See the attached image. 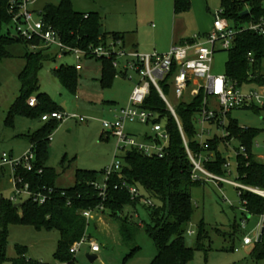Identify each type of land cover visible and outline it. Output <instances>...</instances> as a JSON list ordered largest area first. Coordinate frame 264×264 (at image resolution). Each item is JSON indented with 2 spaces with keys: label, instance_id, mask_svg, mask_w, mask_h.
<instances>
[{
  "label": "rangeland",
  "instance_id": "374dc122",
  "mask_svg": "<svg viewBox=\"0 0 264 264\" xmlns=\"http://www.w3.org/2000/svg\"><path fill=\"white\" fill-rule=\"evenodd\" d=\"M239 1V0H238ZM27 9L32 13V20L39 18L40 11L48 3L57 4L59 0H28ZM264 6V0H262ZM76 11L86 13L97 11L100 15L103 32L123 34V44L129 48L136 45L139 52H167L174 44V36L179 39L193 38L207 34L212 30L213 15L222 9L221 0H190L186 11L174 12L173 0H73ZM245 7V4L242 6ZM5 30V27H3ZM10 34L15 35L14 27H9ZM43 48V46H42ZM8 51L12 57L0 60V154L6 152L12 158H19L30 147L28 140L22 134H28L39 129L43 122L15 116L13 126L5 124L9 107L18 96L20 82L18 75L24 66L23 55L27 48L22 42L10 45ZM54 56V60L44 62L38 72L39 92L47 94L51 100L63 108V112L76 118L60 121L53 129L49 142V156L46 166L53 168L58 174L55 186L67 188L73 185L76 170L96 171L100 174L116 159L122 160L128 147L116 145V139L102 127L103 120H112L115 110L127 106L134 85L138 82L136 73L130 71L127 77L115 75L112 84L105 87L101 83L102 62L96 58H88L80 54L67 53L58 56L55 48L46 51ZM228 60L227 50L220 48L213 55L211 74H224ZM59 65L74 66L77 71V81L74 93H70L52 75V69ZM253 84L241 86L243 93L251 89ZM174 103V99L169 96ZM188 100V98H185ZM231 118L239 125L258 128L260 132L252 140V151L257 160L264 162V110L240 109L230 112ZM82 117L80 121L78 118ZM150 124L126 122L124 130L144 140L145 134L152 135ZM223 134L222 128L211 129V134ZM209 138L205 135L204 139ZM256 144L258 146H256ZM238 147V142H231ZM225 148V146H224ZM220 149L223 147L220 145ZM229 167L225 178L236 181L237 157L233 149L224 154ZM263 157H259V156ZM3 178L0 181V192L5 198H16L15 203H21L28 198L26 195H16L12 169L0 164ZM229 171V174L227 173ZM103 177H101V180ZM193 213L187 226L185 243L193 250V256L188 264H264V259L255 260L251 253L255 244L242 246L243 236L254 237L257 233L259 217L251 215L242 228L245 206L237 189L227 183L217 186L213 182L196 185L191 188ZM153 202H156L152 199ZM14 203V204H15ZM123 217L128 222L140 225L135 240L125 244L121 241L118 227L124 220L106 211L94 212L87 219L88 240L99 244L100 251L92 253L88 242H82L70 262H57L55 252L60 239L57 230H36L31 225L9 224L6 245V257L10 260L17 256L16 248L25 250V257L44 264H150L156 253L151 236L143 225L151 223L147 211L137 205L135 209L126 206ZM203 222L206 237L203 247L198 248L196 239L198 224ZM188 231H192L189 234ZM134 247L139 250L130 255ZM235 248L238 251H235ZM95 255L90 261L88 256Z\"/></svg>",
  "mask_w": 264,
  "mask_h": 264
},
{
  "label": "trees",
  "instance_id": "16d2710c",
  "mask_svg": "<svg viewBox=\"0 0 264 264\" xmlns=\"http://www.w3.org/2000/svg\"><path fill=\"white\" fill-rule=\"evenodd\" d=\"M9 1L0 0V60L12 57L8 47L16 42L26 45L23 55L24 66L18 78L20 90L18 96L8 110L5 124L13 126L14 117L22 116L30 119H39L45 113L54 111L63 112V108L45 94L39 92L38 72L44 62L54 60L55 57L47 53L50 48H32L31 45L40 43L38 38L25 40L19 36L11 35L9 27L12 25V16L9 12ZM73 0H59L57 4L48 3L40 11L39 17L47 25L52 26L59 34L64 44L70 47L88 50L99 44H105L108 39H121L123 34L106 33L101 30L100 15L97 11L82 13L72 6ZM97 1V0H91ZM245 4V7H242ZM223 16L234 21H248L264 14L262 0H221ZM190 7V0H173V9L177 13L186 11ZM248 11L247 13H244ZM5 27V30H3ZM202 34L199 36H205ZM193 38L180 40L179 43L193 42ZM228 60L225 64V77L239 84L249 81V72L252 73L250 81L264 82V36L251 31L238 33L227 50ZM254 59L249 62L248 54ZM85 57L93 58L86 54ZM102 62L101 83L109 87L117 74L108 59H99ZM52 75L70 93L75 92L77 71L71 65H59L52 69ZM118 75V74H117ZM170 76L161 81L163 91L170 95ZM34 97L36 103L28 104V99ZM205 93L203 89L188 100H174V109L180 120L187 145L192 152L201 153L212 151L214 157L205 163V167L216 174L224 175V153L219 150L222 142L230 139L242 144L246 156H237V172L239 180L252 186H264V164L255 158L252 151V140L260 132L258 128L241 127L239 123L228 114L226 127L229 135L225 138L215 136L207 140V147L201 146L196 140L195 118L203 106ZM144 108L158 113L161 121L169 133V143L163 158L148 157L137 149H130L122 159L121 169L110 175L105 183L104 195L96 188L95 184L101 180L103 171L76 170L74 183L67 188L55 186L58 174L53 168L46 166L49 156V142L53 129L60 121L49 119L42 121L43 125L36 131L22 134L34 152L32 169L26 170L17 167L13 170L16 177L27 182L29 190L41 192L45 201L38 203L31 198L21 202L20 207H14V202L2 196L0 192V264H5L6 245L9 224L31 225L36 230H57L60 239L57 243L55 260L57 262L72 261L73 253L69 251L74 242L88 238L87 219L81 214L83 210H103L119 219L123 217L126 206L133 209L141 205L149 215L151 223L143 225L144 230L151 236L156 253L150 264H188L193 256V250L185 243L187 226L193 213L191 188L203 184L191 179L192 164L188 158L185 146L180 135L177 123L166 104L160 98L156 89L151 86L146 98ZM253 110L259 111L257 108ZM238 149V147H235ZM0 168V181L3 178ZM122 182L128 185H137L150 199H154L153 206L141 204L139 199H131L129 192L122 187ZM246 200L245 209L252 215L264 213V199L245 192L241 196ZM118 227L120 239L129 244L135 240V235L140 225L128 222L127 217ZM197 247H203L206 237L204 224H198ZM139 247H134L130 255L135 254ZM17 256L10 260V264H44L35 262L25 257V250L16 248ZM255 260L264 259V234L261 240L255 243L251 253Z\"/></svg>",
  "mask_w": 264,
  "mask_h": 264
},
{
  "label": "built area",
  "instance_id": "2783aa9c",
  "mask_svg": "<svg viewBox=\"0 0 264 264\" xmlns=\"http://www.w3.org/2000/svg\"><path fill=\"white\" fill-rule=\"evenodd\" d=\"M27 2L28 0H10L8 8L9 12L13 14L12 26L14 27L15 35L25 40L39 39V44L30 46L33 49L41 48L42 46L55 48L58 51V56L67 53L83 56L88 54L96 59L104 58L110 60L111 65L116 69L119 76L127 77L130 71L137 74L139 79L131 91L128 105L115 110L112 120L102 121V127L115 137L118 147L134 148L148 157L163 158L165 156L169 143L168 130L161 121H158V113L143 107L150 93V87L153 86L177 123L186 153L193 166L191 179L203 184L213 182L217 186L227 183L234 186L240 196L245 192H250L264 199V186L245 184L239 180V176L236 181L229 180L224 175L213 173L205 167V163L213 159L214 153L212 151L195 153L189 149L180 120L174 109V103L169 100V96L175 101L185 100V98L191 99L203 89L205 97L203 99V106L197 112L195 126L196 140L201 146L205 147H207V140L215 136L225 138L229 135L226 127L228 125V114L232 110L253 108L264 110V82L250 81L253 77L251 72H249V81L241 84L237 81L228 80L224 74L219 76L211 74L213 55L217 51V44H220L221 49L228 50L232 46L234 37L243 31H251L264 36V14L257 18H251L248 21L236 22L233 19L224 17L223 9H220L213 15L212 30L209 33L205 36H194V41L191 43L176 42L171 46L169 51L164 53L156 51L142 53L138 50L128 49L124 46L121 39H110L105 44H99L88 50H82L64 44L58 32L52 26L43 22L40 17L32 20V13L27 9ZM248 56L249 62L253 63L254 59L251 57V53ZM169 75H171L169 81L170 95L166 94L161 87V81ZM244 84H253L254 86L243 93L240 89ZM35 103L34 97L28 99L30 106H33ZM68 118H76V116H69L64 112L58 111L45 113L41 116L42 121L49 119L64 121ZM78 119L80 121L83 120L82 117ZM126 122L150 124L152 135L145 134L144 140L139 141L135 136L125 132L124 124ZM213 127L222 128L223 134H211ZM205 135H209V138L204 139ZM232 141L233 139L222 142L220 145H222L223 149L221 150L219 145V150L225 154L233 149L236 157L239 155L246 156L245 147L239 144L238 149H236L231 145ZM256 146L258 145L256 144ZM259 157L263 156L260 155ZM255 158L257 159L256 156ZM33 159L34 152L31 146L19 158H12L6 152L0 154V164L10 167L12 171L17 167L31 170ZM121 165L122 160L116 159L109 167L104 169L103 179L95 184L101 195H104L105 192L106 179L119 171ZM223 167L226 172V168L229 167L227 159ZM227 173L229 174V171ZM13 182L17 196L26 195L38 203L45 201L44 194L30 191L28 183L23 182L22 178L16 177L14 174ZM122 187L127 189L131 199L138 198L141 204L153 206L152 199L148 198L137 185H128L126 182H122ZM10 200L15 203L16 198L12 197ZM242 202L246 204L245 199H242ZM102 210L103 207L100 206L97 210H83L81 214L88 219L94 212H101ZM251 215L245 209L244 220L241 222L242 228L245 227V223L248 220L247 216L250 217ZM257 216L259 217L257 233L253 238L246 235L243 236L241 239L242 246H249L259 242L258 236L262 226H264V213ZM188 233L192 234L193 232L188 231ZM82 242L89 243L92 253L100 251L99 244L89 241L88 238H82L80 241L74 242L69 251L75 254ZM235 251H238V249L235 248Z\"/></svg>",
  "mask_w": 264,
  "mask_h": 264
},
{
  "label": "water",
  "instance_id": "95a60500",
  "mask_svg": "<svg viewBox=\"0 0 264 264\" xmlns=\"http://www.w3.org/2000/svg\"><path fill=\"white\" fill-rule=\"evenodd\" d=\"M247 12L248 11H245L244 13H247ZM20 205H21V203H15L14 207H20ZM263 234H264V226H262V228H261L260 234L258 236V241L261 240ZM88 258H89L90 261H93V260L96 259V256L95 255H90V256H88Z\"/></svg>",
  "mask_w": 264,
  "mask_h": 264
},
{
  "label": "crops",
  "instance_id": "0c3cea01",
  "mask_svg": "<svg viewBox=\"0 0 264 264\" xmlns=\"http://www.w3.org/2000/svg\"><path fill=\"white\" fill-rule=\"evenodd\" d=\"M106 33H112V32H106ZM110 39H108L107 41H109ZM180 40H184V39H179V37L177 35L174 36V43L176 42H180ZM122 41L124 42L125 41V37L122 36ZM125 46V45H124ZM128 48V47H127ZM128 49H134V50H137L136 48V45L132 44ZM153 51H156V50H153ZM161 53H164V52H161Z\"/></svg>",
  "mask_w": 264,
  "mask_h": 264
}]
</instances>
